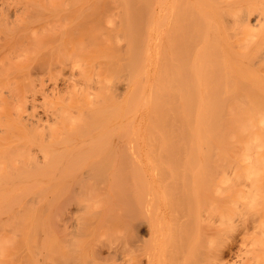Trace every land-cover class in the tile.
Masks as SVG:
<instances>
[{"label":"bare ground","instance_id":"6f19581e","mask_svg":"<svg viewBox=\"0 0 264 264\" xmlns=\"http://www.w3.org/2000/svg\"><path fill=\"white\" fill-rule=\"evenodd\" d=\"M184 2L185 0L6 2L8 8L14 3L15 23L33 19L36 24L31 28L8 27L7 21H0L1 29L12 33L8 36L4 32L0 37V57L10 52L31 56L29 71L36 73L49 71L52 74L56 72L53 71L56 68L70 63L69 66L73 71L76 70L79 77L73 75L75 71H69L72 75L67 74L68 77L72 76L74 79L69 78L73 80L72 83H67L70 89L65 88L66 90L61 86L60 91V84H56L57 89L52 83L56 90L54 92L52 87L49 90L55 94L59 92L55 95L56 99L51 97V93L41 90L46 93L43 95H49L48 98L59 103L54 104L52 100V106H58V114L52 108L57 115L55 119L52 117L53 110L49 109L48 112V108L46 109L53 120L45 113L49 126L52 124L51 130L48 123L44 122L46 118L43 120L45 124L42 122L45 109L37 117L43 123L42 125L37 120L42 125L40 129L46 126L47 132H50L45 139L43 135L46 131L40 130L38 126L35 127L39 130L31 128L30 132L27 126L20 123L19 118L15 120L9 116L8 122L5 119L8 126L20 125V128L0 142V264H217L213 253L209 252L208 255L207 251H201L197 256L191 249L196 248L195 244H198L201 237L199 228L194 230L195 227L188 225L189 228L187 224L194 221L193 225H199L197 221L201 219L197 215L200 206L209 205L207 208L211 213L215 211L217 217L225 219L229 218L238 204L258 207L264 211V71H258L241 61L240 57L247 51L248 44L245 45V42L237 43L238 48L234 49L231 43L226 45L225 38L211 36L210 47L204 43L196 49L191 44L188 45L184 31L187 24ZM234 6L238 9L237 23L245 29L256 26L258 44L264 43V5L249 6L248 0H234ZM113 10H116L118 19L110 16ZM253 12L255 17L251 25L249 18ZM105 24L116 25L124 32L122 35L126 40L123 44L125 49L114 53L109 61H104L105 50L102 45L101 30ZM96 56L102 61L92 62ZM112 59L116 60L114 63L119 70L128 71V82L123 84L125 93L132 95L136 108H144L133 115L132 120L136 124L131 126H123L122 111L106 100L109 96L115 101L118 95L117 91L107 89L105 85L104 90L101 80V74L105 71L103 68L109 67ZM61 71L57 72L61 74ZM94 74L95 78L92 77ZM77 77L84 81L81 84L86 82L83 84L86 88L77 84L82 81L75 80ZM66 78L63 77L62 80ZM91 80L94 81L93 84ZM90 83L98 86L95 88ZM27 84H23L24 89ZM23 91L19 89L15 108L17 116L19 114L22 117L21 112L26 109ZM61 92L63 95L68 93V99L64 102V96L60 98ZM113 92L116 94L114 97ZM58 95L61 102L56 101ZM191 102L196 104L192 105ZM202 102L214 104L203 105ZM109 108L111 112H108ZM3 112L6 113V109ZM113 132L118 136L116 139L119 138L116 141L120 142L112 143L113 138L110 136ZM79 168L82 169L78 171ZM154 172H159L157 179L151 176L156 174ZM155 182L175 190L176 193L163 190L170 214L167 210L166 213L163 210L160 212L170 215V222L176 223L181 219L179 225L169 224L174 225L176 230H181L178 234L185 236V239H178V234L170 232L171 228L166 231L164 223L161 225L163 219L169 222L165 218L167 216L161 218L162 213L153 214L156 213L155 209H159L153 206V196L151 195V200L149 196L155 188L152 187ZM76 185L77 191L74 189ZM148 185L153 188L151 192ZM100 188L105 192L100 193ZM81 189L85 193L83 190L80 192ZM145 192H149L146 197ZM162 193V196H158L163 197ZM27 194L29 201L41 204L44 208H28L23 199ZM140 199L142 202H151V205L154 203L150 207L154 208L153 213L150 208L149 212L162 219H158L160 223L157 220L158 228L152 226L153 220L149 221V232L151 227L155 228L154 231L159 230L155 232L157 234L151 232L146 239L138 235L128 236L126 233L127 237L121 236V232L119 238L114 233L116 229L119 230L115 225V229L108 226L107 233L102 229L103 235L97 233V227L99 230L103 227L102 220L107 215L99 214L102 212L100 210L98 217L96 216V223H99H95L93 227L87 219L89 214L84 216L77 211L79 215L75 216L76 219L80 220L79 216H84L81 219L84 223L88 221L89 226L85 224V234L81 232L80 238H76L64 225L68 220L65 221L62 213L68 209H62L63 206L60 207L64 212L59 214L65 222L61 225L58 220V224L64 225L62 230L64 228L65 232L69 231L74 237L64 231L60 235L50 229V210L47 207H51V204L55 207L57 204L76 205L78 202L76 207H80L82 203L85 207H91L90 209L95 205L96 210V206L101 209L109 207V214V211L114 212L117 207L118 211L127 210V215H134V206L135 212L141 206L135 205L139 204L137 201ZM110 206L115 207L113 211ZM158 206L160 207L159 204ZM85 207L81 209L85 210ZM131 209L133 212L129 211ZM116 211L114 213L121 218V222L124 219L131 221V215L126 219L122 216V211ZM141 213L143 215L145 211ZM59 214H55L56 218H60ZM92 215L89 219H93ZM148 219L149 217L146 218ZM125 220L122 226L128 224ZM260 221L264 223V212ZM125 226L121 229H127ZM76 227L79 229V226ZM39 229L45 230L40 234ZM108 231H113L115 238L113 234V239L110 238L112 235ZM165 236L166 242H162L165 244L160 246ZM258 238L260 246L258 250L252 251L251 259L254 263L250 264H264V259L260 257L264 253V236L262 238L260 235ZM182 239L188 241L178 243ZM103 250L107 255H103ZM74 253L76 257H72L71 254ZM106 256L110 259H106ZM117 258L123 261L119 259L117 261L120 262H117Z\"/></svg>","mask_w":264,"mask_h":264},{"label":"rangeland","instance_id":"374dc122","mask_svg":"<svg viewBox=\"0 0 264 264\" xmlns=\"http://www.w3.org/2000/svg\"><path fill=\"white\" fill-rule=\"evenodd\" d=\"M7 1H10V0H0V21H2V22L7 21L8 27H12V26L13 27H19V26L23 27V26H26L27 28H31V27L35 26L36 23H35V21L33 19H26V20H24V22L19 21L20 23H15V21H14V5H13L14 3L10 4L9 8H8L7 4H6ZM248 2H249V6H251L252 4L253 5H257V4L264 5V0H248ZM236 10H238V9L235 8V6H234V0H185V2H184V11H185V15L187 17V24H186V27H185L184 31H185V36L187 38V44L188 45L191 44V47L194 48V49L198 48L203 43L206 44V45L208 44V47H210L211 46V43H210L211 42L210 41V37L211 36H216L218 38H225L226 39V45H229V43H231L232 47L234 49L238 48L237 43L244 44V42H245V45L248 44L247 47H246L247 49L245 48V45H244V48L247 51H246L245 55H242L240 57L241 61H243L244 63L248 64L249 66H251L254 69H258V71H262L263 72L264 71V43L258 44L259 40L257 39V36H256V34H257L256 33V29L257 28H256V26L252 25V23H254L255 12H253V14L250 15V18H249V21H250L252 26L250 27V29H245L242 25H239L237 23V20H236V12L237 11ZM111 13L112 14L109 13L110 16H114L115 19H118V14L116 13V10H113V12H111ZM47 30H50V29H47ZM4 32L5 31H3L1 29V26H0V37H2ZM101 32H102V35H103V44L102 45H103L104 50H105L104 61H109L111 59L112 55L114 56V53L122 52L125 49V46L123 44L126 42V40H125L124 36L122 35L124 32H122L119 28H117L116 25L115 26H111V25H108V24L107 25L105 24L102 27ZM5 33L8 36L12 35V33H10V34L7 33V32H5ZM207 40H209V41L207 42ZM238 40H241V41H238ZM30 59H31V56L26 57V55H24V53H21V54L17 55L16 53H13V52L8 53L4 57H0V142L5 141L11 135V133L16 132L17 128H20V125L15 127V126H13V124H11L9 126L6 124V122H8V120L10 119L9 116L14 118L15 120H18L17 118H19L20 123L23 126H27L28 131L30 130V132L32 131L31 128L37 129L36 128L37 126H38L39 129L42 128V125H43L44 122L48 123V127L50 128V126H52V124H50V126H49V122H47L49 120H47L48 117L46 118L47 115L45 113L48 114V112L52 108L53 109L55 108L54 110L57 112L58 110H56V109H57V107H58L57 105L59 103L58 102L56 103L54 101V99H52L54 101V104L55 103L57 104V105H55L56 107L54 105H53L54 106L53 107L52 106L53 102H52L51 98H48L50 96L49 95L46 96V95H43V94L45 92L46 93L49 92V93H51L50 94L51 97L55 98V95H57L59 93V92L57 93V91H59L61 89V86H62L63 90L65 88L70 89L69 85L67 86V83L69 84L74 79L72 76L71 77L73 79H69L71 77H68V75L70 76V74L73 71L71 69V66H69L70 63L69 64H65L63 66H60L61 68L63 67L64 69L63 68L61 69L59 67L61 70L64 71V73H62L63 71H61L59 68H56V69L54 68L55 70L52 69L53 71H56L54 73L52 72V74L49 71H45L46 73H44V71H43V73L42 72H40V73L37 72L36 73V72H30L29 71L28 64L31 62ZM97 60L102 61V59L100 57L96 56V57H94L92 59V62H96ZM115 61H114V59H112V61L110 62L111 63L110 66L109 67L106 66V68L105 67L103 68V70H105V71L103 72V74H101L102 85H103V89L104 90H105V86H107V89L111 88L110 90L117 91L118 95H116L113 92L114 93L113 97L116 95L117 96V100H115V101L113 100L114 101L113 102L109 96H107L106 100H107L108 104H110L111 106H115L116 105L117 108L118 109L120 108V110L122 111L121 114L123 115V120H124L123 121V126H125V127L126 126H131L133 124H136L134 122V120H132L133 119V115H135L136 112H138V111H140L141 109H144V108H141V109L136 108L135 103H134L133 98H132V95L129 96L128 94L125 93V89H124L125 85L123 86V84L128 82L129 74H128V71H126V70H122V71L119 70L117 68V64L114 63ZM31 65H33V62L31 63ZM83 66H84V64H83ZM56 67H58V66H56ZM151 68H152V66H151ZM58 70H59V72L61 71V74L59 72H57ZM69 71L71 73H69ZM74 71H73L74 72L73 75H76L77 72H76V70H74ZM48 72L50 74H48ZM63 75H65V76H63ZM92 75H93V73H92ZM66 76H67V78H66ZM76 76H78V75H76ZM63 77H65L66 79L62 80ZM78 77L75 78V80L77 79V81H79V79H81V78L78 79ZM92 77L95 78L96 75L94 74V76H92ZM56 80H57V83L55 82ZM75 80H74V83H77V81H75ZM63 81H65L64 82L65 85H64ZM26 82L28 84L26 85V87L24 89L23 88V84L26 83ZM82 82H84V81L82 80L81 82H79L77 84L83 86V84L86 83L85 82V83L81 84ZM90 82H92V84H93L94 81L91 80ZM52 83L55 84L54 87H56V84H60V86L58 85V88L60 87L59 90L56 91L57 94L54 93L55 92L54 90H56V89L55 88L53 89V87H52L53 84ZM61 83L64 86L61 85ZM88 84H89V82H88ZM90 85H91V83H90ZM96 85L98 86V84H94L95 88H96ZM113 85H114V87H113ZM91 86H93V85H91ZM51 87H52L54 92L49 90ZM112 87H113L114 90L112 89ZM20 88L24 90L22 96L25 99L26 109H27V112H28V114H27L28 116H27L26 115L27 112L25 111L26 109H24L21 112V115L23 114V117L20 116L19 114L17 116V114L15 113V108H16V104H17V99H18L19 89ZM84 88H86V86ZM42 89H44L45 92L44 91L42 92L41 91ZM46 89H47V91H46ZM89 90H91V88H89ZM91 91H93V90H91ZM62 93L63 92H61L60 98H61V96H64V97H62L63 98L62 101L64 102L65 100L68 99V97H67L68 93H65V95H63L64 93L63 94ZM58 97H59V95L57 96V98ZM124 97H125V99H124ZM130 97H131L132 100L130 99ZM60 98H58V100H56V101H60L59 100ZM191 103H193L192 105L196 104L194 102H191ZM202 104L203 105H213L214 103H212V102H202ZM126 106H128L130 108L129 112H128L129 108H125ZM3 109H6V113L3 112ZM46 109L48 110V112H46L47 111ZM110 109L111 108H109L108 112H111ZM43 110L45 111L44 113H42ZM54 110H53V113H52L53 114L52 117H54L53 119H55V115H56V114H54V112H55ZM40 113H42L43 115L40 114ZM44 114H45V116H44ZM50 114H48V116ZM57 114H58V112H57ZM106 114H107V112H106ZM5 115H7V116L5 117ZM40 115H42V117H44V118L41 117L42 118V122L46 118L43 123L41 122L40 119L39 120L37 119V117L38 116L40 117ZM52 117L50 115V117H49L50 120H52L51 119ZM32 118L33 119L36 118V119L33 120ZM56 118H57V115H56ZM5 119H6V122H5ZM37 120L40 121V123L42 125L39 124V122H37ZM55 121H54V124H56V122H57V121L56 122ZM57 124H58V122H57ZM45 127H44V129H40L42 131H44V130L46 131V132L44 131L45 135H43V138L44 137H48L49 134H50V132H47ZM39 129H37V130H39ZM50 130H51V128H50ZM110 137H111V139L113 138L112 143L120 142V141H116L119 138L116 139V137H118V136H116L115 133L113 135H111ZM81 169L82 168H79L78 171H80ZM154 173H156V172H154ZM157 173L155 174L156 176L152 175V174H151V176H154L153 178L157 179L158 175H159V172H157ZM155 183L156 184H153V186H152L153 188L155 187L154 188L155 190L152 187H149V185H148V188H150L149 191L152 188L154 193L151 192L152 191L151 190L150 192L152 194L149 193V192L148 193L150 195L147 192H145L146 194L145 193L144 194H145V197H146V195H149L150 196V200H151V195L153 196L154 199L153 198L152 199L154 201L152 200V202H155V204L152 203V205L154 204L153 205L154 207H156L157 209L159 208L158 209L159 211L156 210V209L154 210V212H156V213H153L152 209H154V208H150V207H152V205H151V202L149 203L147 201L148 199L146 200L147 202H142L141 199H140L141 202H140V200L137 201V202H139V204L136 203L135 205H137V206L141 205L144 208H143V210L139 211L140 208H142V207L141 206L137 207L136 208L137 214H135L136 212H135V206H134V215L130 213V215H131L130 216L129 213H128V215L130 216L129 218L131 219V221H129V220L127 221V220H125L122 217V216H124L126 219L128 218V215H127L128 211L127 210L125 211V210L121 209V211H122V213H121L120 209L118 211L117 207L116 208L114 207L117 210V211L115 210L116 212H119V213L122 214V216H121L122 219H124L125 222L127 221L128 224L126 223L127 225L126 226L124 225L127 229H125V228L121 229L122 227H124V226H122V222L124 220H122V222H121V218H119V216L116 215L117 213L116 214L114 213L115 211L114 212L109 211L111 214H109L107 212V208H109V207H106V209H105V207L103 206L104 208H102L103 209L102 210L101 207L99 208L98 206H96V208H97V210H96L95 207H94L95 205H94L93 208H92L94 210H92V209H90L91 207H89V208L85 207L81 203V205H83L85 207V210H82V209H84V207L83 206L81 207V205H80V207L82 209L79 206L76 207V205H78L79 203L77 202L76 205H74L73 201H72L73 204L66 202L68 204L65 205V206L62 205V204H60V205L57 204L54 207L51 204V207H47L48 210H50L49 220H50V223L52 225L50 229L54 233L58 232L60 235H62L61 233H63V231L65 230L64 228L62 230V227H64V225H66L68 228L71 227V229L67 228V230L72 232L76 238H80L79 236L81 235V232H82L83 235L86 232V228L84 229V227H86L85 224L88 225V221L86 220L87 222L84 223V220L81 219V218H84V216H87V214H89L87 216V219L90 221V223H91L90 225H92V227H93L95 225V223H96V216L98 217L99 214H107L106 215L107 217L105 216V219L107 218L106 221H105V219L102 220L103 223H104L103 227L100 228V230H99V227H97V233L99 232V234L101 233L102 229H104V233H107L106 231L108 229V226L111 227V228L112 227L114 228V225L116 226V228L119 229L118 231L116 229L115 232H114V233L117 234V236L121 235V233H122L121 236L127 234L128 236H130V235L131 236L138 235L141 238H145V237H148L151 232L154 233V234H157L155 232L157 230H159V229H156L155 231H154V229L158 228L159 223H160L159 220H162V219L157 218V216L160 215V213H162L161 214L162 216L160 215V217L164 218L165 216H167L165 218H167L168 221H169V219L171 217L170 215L165 214L166 213L165 210L169 209L170 207L169 206L167 207V205H168L167 203L168 202H167V198H165L166 197L165 194H163L164 193L163 190L165 189L164 190L165 192L168 191L167 193H170V191H172L174 193H176V192H175L174 189L171 190L169 188L163 187L162 184L158 185L157 182H155ZM77 187L78 186L76 185V187L74 188L76 191L78 190V189H76ZM143 187H146V186H143ZM74 189H73V191H74ZM96 190H95V192H97ZM79 191L80 192L81 191L84 192L85 190L81 189ZM101 191H103V190L101 189L100 193H101ZM80 192H78V193H80ZM103 192H105V191H103ZM177 192H178V190H177ZM137 193H139V192H137ZM140 193H141V191H140ZM161 193L164 195L163 197H159V196H162ZM167 193H166V195H167ZM158 194H159V196H158ZM79 195L82 196L83 193H80ZM149 196H147V198ZM140 197L141 196H139V198ZM158 197H159V199H158ZM168 198H169V196H168ZM23 199H24L25 205H28V208H41V207L44 208V206L41 205V204H38L36 202L32 203L31 201H29V195L28 194L25 195L23 197ZM161 200H162V202H161ZM158 204L160 205V207L158 206ZM47 205H50V204H47ZM60 206L61 207L63 206L62 209L65 208L64 210L68 209L67 210L68 212L67 211L64 212L61 209ZM163 206H164V208H163ZM205 206L206 207L200 206V208L198 210L199 213L197 215V217L200 218L201 220L204 219L203 221H201L200 219H198V220L203 222V225L205 224V227L201 224L200 221H197V220L196 221L199 224L198 226L193 225L194 221H191L190 223L187 224V226L191 225L193 228L195 227L194 230L199 228L198 231L200 232L199 233V237H201V238L198 240V244H195V245H197L196 248H192L191 247V249H193L192 251H194L193 253L194 254L197 253V256H198V253L200 254L201 251L202 252L203 251L204 252L207 251L208 255L210 254L209 252H211V254L213 253L215 255L214 260H215V263H217V264H250V263H254V262H252V259H251V256L253 255L252 251L258 250V248L260 246V245L258 246V241L260 240L258 238V236L261 235L262 238L264 236V223H261V221H260L261 214L264 211L261 210L258 207H253V206L250 207V206L238 204L234 208V211L232 213H230V215L228 216L229 218L225 219V217L224 218L217 217L215 211L213 213H211L209 211V209L207 208L209 205L208 206L205 205ZM110 207H111L110 210L114 209L112 206H110ZM149 208L152 210V212L149 210ZM79 209H81V210H79ZM104 209L106 210V213H105ZM58 210H60V211H58ZM98 210H100L102 212H100L98 214V212H99ZM162 210L165 213L160 212ZM62 211L64 213H62ZM77 211H79L78 213L82 212V214L84 215V216H79V217H81L80 220L76 219L77 217H75V216L79 215V214H77ZM93 211L94 212L97 211V213L94 214ZM129 211L131 212L132 209L129 210ZM143 211H145V213L142 215L141 212H143ZM149 211L151 213H153V214H157V212H159V214L156 216V215L150 214ZM169 211H170V209H169ZM26 212H28V210ZM32 212H33V210H32ZM59 213H62V215L64 214L65 221L68 220L66 222V224H64L63 226H60L58 224V220H59V222L61 221V225L65 222V221L63 222V220H62L63 216L61 217V215ZM74 213H76L77 215H74ZM167 213H169L168 210H167ZM55 214L56 215L59 214L60 218L57 217L58 218L57 219ZM175 214H177V213L175 212ZM91 215H92L93 219H89L91 217ZM135 215H137V216H135ZM134 216H135V218H131V217H134ZM168 216H170V217L168 218ZM147 217H149L148 220H146ZM110 219H112V220H110ZM77 220L79 221V223H77ZM98 220L101 221L100 219H98ZM151 220H153L154 225H152V226H155V228L151 227L150 229H152V230H151V232H149L150 230H148L149 229L148 225L150 223L149 221H151ZM157 220H158L159 223L157 222ZM163 220L164 221L161 222V225L164 223L163 226L165 227L166 231H167V229L171 228L170 232L174 231L173 233L175 235H177L178 232L181 231V230L180 231L176 230V227L174 225L170 226L169 223H173L174 224L175 222H173V221L172 222H170V221L167 222L165 219H163ZM170 220H172V219H170ZM176 220H178V219H176ZM179 220H178L179 223L182 222L181 219H179ZM75 221L79 225H77L75 223ZM93 222H94V224H93ZM178 222H176L175 224L179 225ZM71 223H72V225H71ZM98 223H96V225ZM111 223H112V225H111ZM166 223L169 224V225H167ZM75 225L79 226V229ZM59 226H60V228H59ZM73 226L75 227V229H74ZM161 227H159V228L161 229ZM164 227H162L163 230H164ZM192 227H191V231H192ZM217 227L219 229H217ZM189 228H187L186 230L189 231ZM57 229H58V231H57ZM59 229L61 230L60 232H59ZM44 230L39 229L38 233L42 234ZM79 230H80V232H79ZM69 231H67V232L64 231V233L67 234V233H69ZM109 233H111V231ZM71 234L69 233V235H71ZM73 234L71 235V237H74ZM112 234H113V231H112L111 235ZM113 235L110 236V238H112ZM127 235H126V237H127ZM173 235L171 237H173ZM178 235H177L178 239L181 238V237L183 239L186 238L185 236H182V234H180L179 236ZM189 235H190V233H189ZM121 236H119V238ZM108 237H109V235L107 236V238ZM166 237L167 236L162 238L163 241H161V240L158 241V243H160V241H161V243L159 244L160 246H161L162 242H166L164 240V238H166ZM105 238H106V236H105ZM105 238L103 237V239H105ZM114 238H115V235H114ZM189 238L190 237L188 236L187 239H189ZM159 239H161V238H159ZM182 240L178 241V243H183V242L186 241V240L185 241L184 240L182 241ZM164 244L165 243H163L162 245H164ZM156 245L158 246L157 243H156ZM194 249H197V251L194 250ZM71 255H72V257H76L77 256V255L75 256V253L71 254ZM71 255L68 254L69 257H71ZM103 255L104 256L107 255L105 250H103ZM260 257H262L264 259V253H261ZM106 259H110V258L106 256ZM119 259H120V261H123L121 258H117L116 261L119 260ZM214 260H213V262H214ZM106 261L108 262V260H106ZM120 261H117V262H120ZM104 262H105V260H104ZM257 264H262V262H258Z\"/></svg>","mask_w":264,"mask_h":264}]
</instances>
